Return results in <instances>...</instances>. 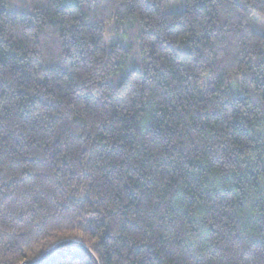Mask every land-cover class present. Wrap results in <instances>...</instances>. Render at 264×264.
<instances>
[{
  "label": "trees",
  "instance_id": "obj_1",
  "mask_svg": "<svg viewBox=\"0 0 264 264\" xmlns=\"http://www.w3.org/2000/svg\"><path fill=\"white\" fill-rule=\"evenodd\" d=\"M261 19L264 0H0V264L64 239L99 264H264Z\"/></svg>",
  "mask_w": 264,
  "mask_h": 264
},
{
  "label": "water",
  "instance_id": "obj_2",
  "mask_svg": "<svg viewBox=\"0 0 264 264\" xmlns=\"http://www.w3.org/2000/svg\"><path fill=\"white\" fill-rule=\"evenodd\" d=\"M67 246L77 247L81 249L88 257L91 259L92 264H99V260L93 251L86 246L83 242L75 239H64L57 242L51 248L47 249L39 258L34 260H27L21 264H41L43 261L47 260L50 256H52L59 249Z\"/></svg>",
  "mask_w": 264,
  "mask_h": 264
},
{
  "label": "rangeland",
  "instance_id": "obj_3",
  "mask_svg": "<svg viewBox=\"0 0 264 264\" xmlns=\"http://www.w3.org/2000/svg\"><path fill=\"white\" fill-rule=\"evenodd\" d=\"M167 7L172 10V9H178V8H182L184 6V0H165ZM169 5H175L174 7H169ZM257 27L261 32H264V20H259L257 23ZM121 28L123 29V27H116L115 24H110L107 27V32H106V41L107 44L111 41V40H116L119 39L121 40L122 38H126L127 35H125L123 32V30H121ZM122 31V32H121ZM134 35V33H133ZM133 37V36H132ZM131 37V39H132Z\"/></svg>",
  "mask_w": 264,
  "mask_h": 264
},
{
  "label": "snow or ice",
  "instance_id": "obj_4",
  "mask_svg": "<svg viewBox=\"0 0 264 264\" xmlns=\"http://www.w3.org/2000/svg\"><path fill=\"white\" fill-rule=\"evenodd\" d=\"M175 5H169V7H174Z\"/></svg>",
  "mask_w": 264,
  "mask_h": 264
}]
</instances>
